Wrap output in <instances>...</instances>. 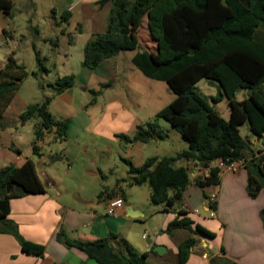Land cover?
Instances as JSON below:
<instances>
[{
  "label": "crops",
  "instance_id": "crops-1",
  "mask_svg": "<svg viewBox=\"0 0 264 264\" xmlns=\"http://www.w3.org/2000/svg\"><path fill=\"white\" fill-rule=\"evenodd\" d=\"M11 1V17L0 12V43L3 42L0 69L12 55L29 72L36 70V48L44 58L47 72L39 77L43 82L40 87L36 79L28 77L4 113L0 124V169L8 165L20 167L28 159L36 163L42 161L43 168H37L38 175L43 183L41 173L45 172L53 186L45 187L43 183L45 193L13 199L9 214L25 240L45 247L44 256L24 253L14 235L0 233V264H99L83 252L59 242L57 234L61 229L71 238L85 242L116 235L118 238L111 243L117 250L134 258L148 254L147 264H178L179 245L190 237L196 242L187 264H264L261 218L264 192L260 191L255 197L249 194L246 169L224 172L218 185L203 188L197 186L196 177L190 175L192 183L185 190L177 212H186L194 225H201L214 234L212 237L194 235L183 229L166 233L177 213L162 212L160 206L151 203L149 184L116 185L117 181L128 177L127 161L140 167L150 157H170L189 148L184 142L181 151L163 147L157 153V148L150 145H157L158 139L127 143L121 138L124 135L133 139L139 127H145L157 116V109L151 110L148 104L156 96L157 80L147 77L133 61L143 49L156 48L149 35L147 18L143 19L140 29L146 33L143 39L140 31L138 33L139 48L104 59L91 69L83 65L84 49L97 35L106 32L112 3L47 0L41 11L36 8V0ZM70 6H74L72 11H68ZM70 75L75 77L74 85L55 94L56 81ZM26 85L34 92L42 91L43 97L53 96L49 111L58 121H69L67 140L50 144L49 136L45 140L43 158L33 154L34 122H19L25 108L37 103H32L24 94ZM90 96H94V100L86 104ZM158 124L162 130L170 132L166 125ZM242 136L249 138L253 150L263 148V142L250 131ZM106 147L122 149L113 162L99 159L98 153ZM49 155L56 157L57 162H46L44 159ZM62 162L67 163L70 174L79 179L81 187L83 183L89 186L86 191L70 193L66 180L61 179L57 170ZM185 164L189 166L190 162H177L179 166ZM104 188L108 191L99 197ZM122 188L125 207L112 211L107 201L121 197ZM112 190L115 195H111ZM212 195L217 198L215 203L210 201Z\"/></svg>",
  "mask_w": 264,
  "mask_h": 264
},
{
  "label": "trees",
  "instance_id": "trees-1",
  "mask_svg": "<svg viewBox=\"0 0 264 264\" xmlns=\"http://www.w3.org/2000/svg\"><path fill=\"white\" fill-rule=\"evenodd\" d=\"M112 3L113 8L105 33L97 35L84 49L83 65L94 69L104 59L124 51L139 48L138 33L143 19L147 18L149 35L156 43L153 51L143 49L133 61L149 78L165 81L175 93V98L161 109L153 122L138 128L133 139L122 135L127 143H148L164 139L157 120L168 122L189 145L187 150L173 156H154L140 166L128 164V177L117 181V187L149 184L150 201L160 206L162 212H175L166 233L183 229L192 234L214 236L201 225L178 211L183 195L192 183L188 165L177 162L197 161L202 166L222 160L225 163L246 159L248 192L252 197L264 192V0H101L100 5ZM13 2L0 0V12L11 17ZM37 69L29 72L14 56L7 58L0 69V124L25 80L39 79L47 72L44 58L35 48ZM204 78L216 86L212 102L203 98L196 87ZM75 77L64 76L54 85L55 94L71 88ZM249 91L243 100L237 92ZM53 99L30 104L19 118L20 123L34 122L33 154L43 158L45 140L62 144L67 140L69 121H58L49 111ZM227 100L229 119L223 118L217 104ZM248 126L254 137L263 142L261 150H253L249 138H244L240 127ZM3 126V124L1 125ZM203 188L220 183L217 168L208 176H196L194 181ZM8 188L10 191H8ZM104 188L99 197H102ZM46 189L38 175L36 162L28 159L22 166L8 165L0 169V233H10L20 242L22 251L43 257L45 247L25 240L18 225L9 219L11 201L29 195L43 194ZM124 198L123 188L119 190ZM115 195V190L111 195ZM215 206V205H213ZM264 223V209L261 212ZM107 239L81 241L69 236L65 229L57 234L59 242L75 248L99 264H147L148 254L126 256ZM195 238L190 237L179 245L178 264H187Z\"/></svg>",
  "mask_w": 264,
  "mask_h": 264
},
{
  "label": "rangeland",
  "instance_id": "rangeland-1",
  "mask_svg": "<svg viewBox=\"0 0 264 264\" xmlns=\"http://www.w3.org/2000/svg\"><path fill=\"white\" fill-rule=\"evenodd\" d=\"M38 4V8L39 10H44L45 6L47 4V0H36L35 1ZM145 31H140V36L141 39H143V35H145ZM37 69V66H36ZM32 78V76H31ZM34 79H36L35 77H33ZM38 82V86H42L43 82L42 79H36ZM47 87V86H45ZM196 87L199 89V92L201 93V95L203 96L204 99H206L208 102H212V97L216 96L217 94V88L216 86L210 85L204 78L200 79L197 81L196 83ZM24 94H26L27 98L30 99L32 101V103L35 102H42L44 97H43V92L42 91H36L34 92L32 89H30L29 85H26L25 90H24ZM249 94V91L246 89H242L240 91L237 92L236 98L237 100H243L245 97H247ZM175 97V93L170 89V86L165 82V81H159L157 80V92H156V96L153 97L152 102H149V107L152 109H157V113L163 109L165 106H167ZM155 99V101L153 102V100ZM94 100V96H90L89 99L85 101L86 104L87 103H91V101ZM217 109L219 110V112L221 113V115L223 116V118L225 119H229L230 117V111L228 108V104H227V100L223 99L220 103L217 104ZM150 110V111H151ZM157 122H160V124H164L169 128L170 132H167L166 130H163V134H164V139L162 140H157V145H150L152 146L151 148H157V153L159 151L162 150V148H176L178 149V151H181L183 148H181V144H184V141L182 139V137L180 136V134L168 123L166 122L164 119H158ZM10 124V123H9ZM240 131L242 135H246V133L249 132L248 126H241L240 127ZM175 136H177L178 139L175 138ZM157 146V147H155ZM122 149H118L113 150V149H108L106 147V149L104 151L100 150L101 152L98 153L99 155V159L106 161V162H113L115 157L118 155V153L121 152ZM117 169V168H115ZM58 173L61 176V179H65L69 189H70V193L74 194L76 191H79L80 189H82L81 191H86V188H89V186L87 187L86 183H83L82 187L79 183V179L76 180L75 177H72V175L70 174L71 171H69L67 163L66 162H62L58 164L57 167ZM90 193V192H88Z\"/></svg>",
  "mask_w": 264,
  "mask_h": 264
},
{
  "label": "built area",
  "instance_id": "built-area-1",
  "mask_svg": "<svg viewBox=\"0 0 264 264\" xmlns=\"http://www.w3.org/2000/svg\"><path fill=\"white\" fill-rule=\"evenodd\" d=\"M74 8V6H70L68 8V11H72ZM3 42L0 43V45H2ZM246 164H247V160L246 159H240L236 162H232V163H225L222 160H218L216 162H213L211 164H209L208 166H202L199 162L197 161H191L189 166H188V170L190 175L196 177V176H208L209 173L211 172V170L217 168L219 170V174L221 175L224 172H238L239 170L245 169L246 168ZM216 196L212 195L210 198V201L212 203L216 202ZM107 206L112 210V211H118L121 210L125 207V201L123 198L121 197H114V198H110L107 201ZM212 216H215L214 213L211 214ZM144 239L147 238V235L145 234L143 236ZM205 258L207 257V255L204 256Z\"/></svg>",
  "mask_w": 264,
  "mask_h": 264
},
{
  "label": "water",
  "instance_id": "water-1",
  "mask_svg": "<svg viewBox=\"0 0 264 264\" xmlns=\"http://www.w3.org/2000/svg\"><path fill=\"white\" fill-rule=\"evenodd\" d=\"M56 159H57L56 157L54 158L52 155H49V156L45 157L44 160H45L46 162H49V163H55V162H57ZM36 167H37V168H43V162L41 161V162L36 163ZM41 176L43 177V183H44L45 187L53 186V185L51 184V182H50V180H49V178L47 177V174H46L45 172H42V173H41ZM8 191H10L9 188H8ZM0 220H1V217H0ZM158 250H159V249H158Z\"/></svg>",
  "mask_w": 264,
  "mask_h": 264
}]
</instances>
